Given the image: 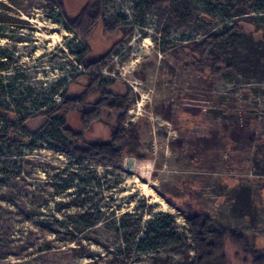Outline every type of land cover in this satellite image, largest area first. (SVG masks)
<instances>
[{
  "label": "rangeland",
  "instance_id": "1",
  "mask_svg": "<svg viewBox=\"0 0 264 264\" xmlns=\"http://www.w3.org/2000/svg\"><path fill=\"white\" fill-rule=\"evenodd\" d=\"M95 6L97 19L88 15ZM225 15L221 8L204 10L198 0H0V63L8 65L0 80L23 76L12 91L16 98L31 93L34 99L26 130L35 133L46 124L37 109L42 99L49 108L62 102L59 93L51 95L61 81L64 99L84 101L65 122L67 130L80 133L83 113L93 110L101 94L91 92L92 72L78 60L100 61L96 84L127 98L123 126H136L145 157L139 164L127 157L121 169H78L49 142L37 139L36 150L23 149L8 170L16 177L0 189V264L125 260L120 241L126 245L136 229L135 218L123 220L124 230L117 224L123 214L141 218L140 232L154 216L168 215L161 231L182 239L178 247L152 254L133 246L128 264H189L194 248L186 218L199 213L211 219L213 230L245 234L264 252V82L250 75L213 78L208 69L200 74L194 53ZM261 21L264 17L253 23L264 25ZM236 26L255 39L262 36L250 22ZM120 115L103 110L82 132L83 142H109ZM69 174L94 180L90 197L101 208L99 224L83 233L68 221L60 231L51 226V219L76 212L56 205L73 198L55 196ZM45 227L58 232L48 234ZM85 235L90 240H81ZM224 253L225 264H251L229 241Z\"/></svg>",
  "mask_w": 264,
  "mask_h": 264
},
{
  "label": "trees",
  "instance_id": "2",
  "mask_svg": "<svg viewBox=\"0 0 264 264\" xmlns=\"http://www.w3.org/2000/svg\"><path fill=\"white\" fill-rule=\"evenodd\" d=\"M198 2L208 12L220 8L226 12L222 25L207 34L197 44L198 48L194 51L201 63L200 74H203V69H208L213 78H218L222 74L230 77L250 75L264 82V25L253 23V21L262 20L264 17V0H198ZM58 6L62 16L60 2ZM95 7V12L87 14L89 16L94 15V18L97 19L99 18V8ZM238 21L250 22L255 26L256 32H260L262 36L255 39L253 34L244 33L236 26ZM261 22L264 23V21ZM53 23L62 24L56 19L53 20ZM78 24L80 22H77L75 26ZM65 28L70 32L73 31L66 26ZM78 62L87 71L92 72L89 75L91 92L98 91L101 94L93 110L83 113L81 118L82 131L78 134L67 130L65 122L70 114L81 110L84 101L64 99L65 90L59 88L61 81L53 85L54 89H52L51 95L56 96L59 93L62 102L59 104L52 102V107L49 108L47 107L48 100L42 99L37 109L45 115L46 124L39 131L30 133L24 127V123L30 118V113L26 112L32 108L34 99H30L32 98L31 93H28V98H16L12 91L15 85L14 81L23 79V76L19 75L13 78V82L6 80L4 83L3 80H0V98H4V100H0V189L8 179L16 177L14 171L8 170L13 169L16 165L17 159L21 157V151L27 149V151L33 152L38 148L36 146L37 139L52 144L55 154L73 160V166L78 169L83 167L86 169L88 167L121 169L122 163L127 157L133 158L138 164L145 161L144 155L139 153L141 143L136 126H132L131 130L123 126L129 106L127 98L107 93L105 87L96 84L100 78L98 75L101 68L100 61L87 65L82 59H79ZM7 70L8 65L0 63V71ZM8 90L9 92H7ZM103 110L121 111L117 125L111 134V139L107 143H93L92 145L83 142L82 132L101 115ZM64 171L66 172V170ZM69 175L68 181H64L60 187H57L55 196L65 194L66 198H73L67 203L60 202L56 205L57 207L76 210V212L66 216L63 220L51 219V226L60 231L65 222L68 221L76 232L83 233L92 230L99 224L102 216L101 208L99 204L94 205L93 198L90 197V195H95L92 193L91 187L94 180L79 178L80 176L77 174ZM55 178L58 180L56 182H61V179ZM76 184H78L75 188L76 191L66 194L67 191L74 189ZM98 187L100 185L96 186V188ZM124 219H134L132 225L136 229L129 241H126V245L120 241L119 250L122 255L125 252L127 259L130 258L129 255L133 246L135 247L134 250L141 254H152L161 248L178 247L182 243V239L178 237L177 233L161 231L162 227L159 226L170 221L168 215L154 216L148 221L147 229L144 232H140L138 229L142 223L140 217L135 214L121 215L118 220L121 222L117 224L123 230L125 228ZM186 223L194 248L192 261L189 264H225L224 248L226 241H229L240 254L249 256L251 264H264V252L251 246L247 235L215 231L211 228V219L202 213L186 218ZM38 227L43 228L42 226ZM45 229H47L46 233L48 234H57L56 232H58L52 231L49 227H45ZM86 236L82 237L81 240H90ZM71 238L70 241L73 240L74 235ZM122 246H125L124 249H121ZM86 256L91 257L90 254ZM126 258L125 260L117 258L113 264H128Z\"/></svg>",
  "mask_w": 264,
  "mask_h": 264
},
{
  "label": "bare ground",
  "instance_id": "3",
  "mask_svg": "<svg viewBox=\"0 0 264 264\" xmlns=\"http://www.w3.org/2000/svg\"><path fill=\"white\" fill-rule=\"evenodd\" d=\"M143 187H144V189L147 188L145 185H144ZM162 202H163V201H162ZM162 202H161V203H162ZM164 208H165V207H164Z\"/></svg>",
  "mask_w": 264,
  "mask_h": 264
}]
</instances>
